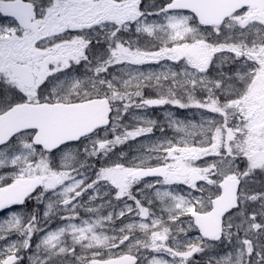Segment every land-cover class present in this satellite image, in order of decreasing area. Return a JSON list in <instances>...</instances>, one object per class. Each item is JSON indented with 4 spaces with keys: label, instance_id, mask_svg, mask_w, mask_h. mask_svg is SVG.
<instances>
[{
    "label": "snow or ice",
    "instance_id": "snow-or-ice-1",
    "mask_svg": "<svg viewBox=\"0 0 264 264\" xmlns=\"http://www.w3.org/2000/svg\"><path fill=\"white\" fill-rule=\"evenodd\" d=\"M0 264H264V0H0Z\"/></svg>",
    "mask_w": 264,
    "mask_h": 264
}]
</instances>
